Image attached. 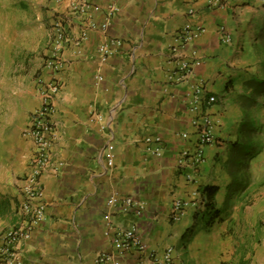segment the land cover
Masks as SVG:
<instances>
[{
  "label": "crops",
  "instance_id": "1",
  "mask_svg": "<svg viewBox=\"0 0 264 264\" xmlns=\"http://www.w3.org/2000/svg\"><path fill=\"white\" fill-rule=\"evenodd\" d=\"M69 1L51 4L50 39L52 23L60 17L70 41L62 51L60 88L53 98L51 162L40 178L45 217L19 244L23 264H97L95 255L111 250L105 235L109 223L136 224L151 249L172 246L176 264H221V251L210 244L216 236L205 244L203 228L211 226L223 207L230 182L225 162L246 112L238 93L244 87L242 94L252 99L257 93L253 80H264L256 75L264 63V0L219 8L207 7V0H93L103 6L114 3L118 10L106 32L89 29L88 39L79 45L75 41L86 22L68 15ZM90 14L93 22L101 21L100 12ZM186 24L204 28L189 54L194 62L190 82H203L216 97L194 110L190 83L176 81V56L170 52ZM218 26L230 35L229 43L221 41ZM103 43L110 45L108 57L96 50ZM42 63L36 76L44 73ZM23 94L0 111V176L8 175L11 184L3 189L0 182L1 192L10 195L0 229L16 220L18 186L34 152L23 130L40 103L35 78ZM204 115L213 123L216 143L203 147L204 161L193 170L179 160L181 152L194 147L197 120ZM147 137L155 141L148 143ZM207 186L217 188L212 208L205 204ZM192 190L199 192V208L189 207L171 221L172 201L190 200ZM114 196H133L147 205L140 215L120 212L111 203ZM258 247L250 264H264V242ZM133 260L128 257L121 264Z\"/></svg>",
  "mask_w": 264,
  "mask_h": 264
},
{
  "label": "built area",
  "instance_id": "2",
  "mask_svg": "<svg viewBox=\"0 0 264 264\" xmlns=\"http://www.w3.org/2000/svg\"><path fill=\"white\" fill-rule=\"evenodd\" d=\"M59 2L61 0H58ZM243 0H207V7L219 8L230 2H241ZM68 15L79 18L86 22L81 28L79 38L76 42L79 45L88 39L89 29H98L106 32L110 26L113 15L118 10L114 3L101 5L93 0H70L67 5ZM96 10L102 14L100 22H93L90 19L91 11ZM204 31V28L185 25L176 35V44L170 52L174 58V77L176 81H188L192 90L190 110L198 108L200 104H212L216 101L213 94H209L203 82L191 83L194 62L189 54H193V41ZM220 39L229 43L231 38L225 33L223 26H218ZM70 41L68 27L65 21L58 17L52 23V35L48 46V53L43 60V74L35 77V88L39 95V106L31 113L23 135L30 139L34 152L30 159L29 168L20 180L18 186L21 201L16 207V220L0 234V264H23L19 244L22 240L28 239L32 232L43 222L46 212V204L43 200L44 190L41 184V176L47 170L51 162V148L56 138V129L51 119L54 113L53 98L59 91L60 83L57 74L62 70L64 61L62 51ZM96 50L103 56L108 57L111 53L108 43L97 44ZM197 133L195 145L191 150L181 152L179 160L181 165H189L195 170L203 161V147L216 143L213 133V123L207 116L197 120ZM145 141L154 142L151 137ZM155 154L159 155L158 149ZM109 163L112 162V155H109ZM190 200L176 198L172 201L169 218L177 221L184 212L192 207L198 209V190H192ZM111 203L120 212H131L140 215L146 208V202L136 199L133 196L112 197ZM105 235L111 239V250L100 251L95 255L97 264H121L123 259L132 257V264H176L175 251L172 246H166L162 250L151 249L143 240L136 224L127 227H119L107 224Z\"/></svg>",
  "mask_w": 264,
  "mask_h": 264
},
{
  "label": "rangeland",
  "instance_id": "3",
  "mask_svg": "<svg viewBox=\"0 0 264 264\" xmlns=\"http://www.w3.org/2000/svg\"><path fill=\"white\" fill-rule=\"evenodd\" d=\"M51 4L52 0H0V111L11 105L9 102L13 97L18 98L24 95L23 91H28L48 53ZM256 70V75L264 77V63ZM253 81L254 86L263 84L257 93L253 92L254 97H244V87H241L237 99L239 104L242 101L243 110L246 107L240 123L246 113L257 122L259 129L254 138V149L248 155V166L236 176L234 185L225 187L229 198L222 202L223 207L217 212L219 216L214 217L211 226L203 228L207 229L202 238L205 244L215 234V242L210 244L221 251V264H250L252 255L264 242V80L255 78ZM237 134L238 137V129ZM2 153L8 156L6 150ZM8 178L6 174L0 176L3 189L11 185ZM245 181L246 187L240 190ZM8 197V191L0 190V206H3L0 207V220L3 222L7 218L3 211ZM6 228L0 229V234Z\"/></svg>",
  "mask_w": 264,
  "mask_h": 264
},
{
  "label": "trees",
  "instance_id": "4",
  "mask_svg": "<svg viewBox=\"0 0 264 264\" xmlns=\"http://www.w3.org/2000/svg\"><path fill=\"white\" fill-rule=\"evenodd\" d=\"M253 82V81H252ZM262 82L259 83L261 87ZM259 86H252L253 90L257 91ZM250 87V86H249ZM264 92V90H262ZM248 113L245 114L244 119L240 123L238 127L239 136L238 138L231 144L230 151L227 156L225 170L227 171L228 176L230 177L229 187L234 185V181L236 176L243 172L248 166V155L252 153L254 149V138L256 133L258 132V125L255 120H252ZM245 176V175H244ZM247 185V181L242 184L240 190H243ZM205 195L208 207L212 208V204H214V195L216 194L217 188L214 186H207L205 189ZM229 198V194L226 193L224 199L227 200ZM215 215L219 216L218 213Z\"/></svg>",
  "mask_w": 264,
  "mask_h": 264
}]
</instances>
